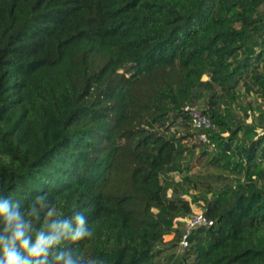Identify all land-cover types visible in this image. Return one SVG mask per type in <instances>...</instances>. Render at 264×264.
I'll return each instance as SVG.
<instances>
[{
  "label": "trees",
  "instance_id": "1",
  "mask_svg": "<svg viewBox=\"0 0 264 264\" xmlns=\"http://www.w3.org/2000/svg\"><path fill=\"white\" fill-rule=\"evenodd\" d=\"M263 5L0 0V264H157L198 201L213 224L170 263L264 264V131L229 109L264 103ZM205 91L208 142L183 109ZM194 147L229 182L187 200L168 172Z\"/></svg>",
  "mask_w": 264,
  "mask_h": 264
},
{
  "label": "rangeland",
  "instance_id": "2",
  "mask_svg": "<svg viewBox=\"0 0 264 264\" xmlns=\"http://www.w3.org/2000/svg\"><path fill=\"white\" fill-rule=\"evenodd\" d=\"M261 13L264 14V5L261 7ZM255 37V45H253V51L256 52L260 49L259 33ZM253 39V40H254ZM246 45H250V42H247ZM250 53V52H249ZM246 48H242L238 51L237 56L239 59L245 57L249 54ZM259 69L264 71V67L259 65ZM204 79L207 76L203 77ZM210 95V92L205 91L203 93L202 100L197 104L199 107L203 106V100L207 99ZM225 98V97H224ZM228 100V99H227ZM202 108V107H201ZM230 112L233 115L235 121H239L248 127L252 128V133L261 134L264 131V103L261 98L258 96V93L254 90H246L245 87L236 91V97L231 103ZM170 131L178 135L185 134V128L179 122H174L169 125ZM255 138V135L252 137H242L241 139L245 140L247 143ZM185 141L188 142L189 147L196 142L195 136L188 137ZM180 169L172 170L168 172L169 176L172 177L175 181L174 189L178 195L187 200H191L192 196H197L203 194L207 191V186L209 185L211 189L218 190L225 183H228L229 180H225L222 176V171L219 170L215 165H209L206 163V156L201 154V149L198 147L190 148L187 152L184 153L182 159L179 162ZM168 195H171L172 192L169 189ZM208 197L211 196L209 193ZM202 201L193 202L191 204L192 212L202 209ZM184 226V219H179L177 227L182 229ZM173 234L165 235V239H170ZM181 249L176 247L170 249L163 253L157 259V264H173L169 262L168 255L171 252H174V257H179L181 254Z\"/></svg>",
  "mask_w": 264,
  "mask_h": 264
},
{
  "label": "built area",
  "instance_id": "3",
  "mask_svg": "<svg viewBox=\"0 0 264 264\" xmlns=\"http://www.w3.org/2000/svg\"><path fill=\"white\" fill-rule=\"evenodd\" d=\"M183 109L189 114V124L191 127L201 131L198 135L199 139L208 142L206 131L214 127L210 118L201 111V108L198 104H186L184 105ZM212 224L213 220L205 214L204 210L200 209L194 211L185 220V224L179 239V248H185L188 245V235L192 229L201 225L210 226Z\"/></svg>",
  "mask_w": 264,
  "mask_h": 264
},
{
  "label": "clouds",
  "instance_id": "4",
  "mask_svg": "<svg viewBox=\"0 0 264 264\" xmlns=\"http://www.w3.org/2000/svg\"><path fill=\"white\" fill-rule=\"evenodd\" d=\"M8 264H18L17 257H15L14 255H9Z\"/></svg>",
  "mask_w": 264,
  "mask_h": 264
},
{
  "label": "crops",
  "instance_id": "5",
  "mask_svg": "<svg viewBox=\"0 0 264 264\" xmlns=\"http://www.w3.org/2000/svg\"><path fill=\"white\" fill-rule=\"evenodd\" d=\"M165 240H169V239H165Z\"/></svg>",
  "mask_w": 264,
  "mask_h": 264
}]
</instances>
